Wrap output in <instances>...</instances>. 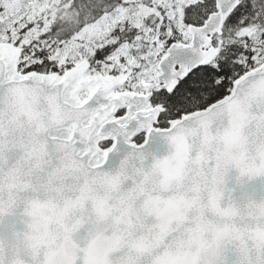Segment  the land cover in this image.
I'll return each instance as SVG.
<instances>
[{
    "label": "snow or ice",
    "instance_id": "snow-or-ice-1",
    "mask_svg": "<svg viewBox=\"0 0 264 264\" xmlns=\"http://www.w3.org/2000/svg\"><path fill=\"white\" fill-rule=\"evenodd\" d=\"M0 264H264V0H0Z\"/></svg>",
    "mask_w": 264,
    "mask_h": 264
}]
</instances>
